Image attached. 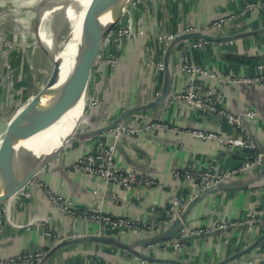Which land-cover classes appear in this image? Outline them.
<instances>
[{
	"label": "crops",
	"instance_id": "crops-1",
	"mask_svg": "<svg viewBox=\"0 0 264 264\" xmlns=\"http://www.w3.org/2000/svg\"><path fill=\"white\" fill-rule=\"evenodd\" d=\"M247 4L251 9L242 14ZM220 20L225 23L212 28ZM118 25L104 41L94 64L89 84L90 109L77 136L44 172L13 198L0 203V264H26L9 261L39 248L44 249L45 256L38 264H259L264 260V165L207 193L176 177L177 172L186 169L235 170L255 153L187 134V130H199L222 137L238 135L226 120L175 100L174 96L186 88L185 59L226 77L258 74V67L264 65V0L145 2L125 14ZM193 28L213 41H180L167 57L176 37ZM120 29L129 35L117 34ZM218 38L232 39L220 43ZM166 60L172 76L170 96L136 112L125 125L135 128L147 122H161L180 132H141L122 136L118 142L111 131L91 138L82 136L112 124L130 109L154 103L164 87ZM201 82L214 89L220 107L241 116L244 134L258 151H264V84ZM250 111L257 116L244 115ZM105 148L114 152L120 168L153 176L159 185L123 189L73 169L82 157ZM47 190L70 203L78 216L61 210ZM174 198L187 206L193 202L183 228L201 232L189 237L180 248L167 244L168 241L148 244L171 232L176 227L174 223L135 234L105 230L83 217L101 213L139 223L166 219ZM248 218L257 221L255 226L218 229L222 224L241 223ZM45 231L52 232L51 240L45 238ZM72 235L86 240L54 250L56 238ZM91 236L113 242L87 239Z\"/></svg>",
	"mask_w": 264,
	"mask_h": 264
},
{
	"label": "built area",
	"instance_id": "built-area-1",
	"mask_svg": "<svg viewBox=\"0 0 264 264\" xmlns=\"http://www.w3.org/2000/svg\"><path fill=\"white\" fill-rule=\"evenodd\" d=\"M160 0H134L131 4V8H137L141 3L145 2H158ZM251 9V5L247 4V7L242 14H246ZM225 23V20H220L212 25V28H220ZM115 32V31H114ZM197 32L196 29H190L189 33ZM117 34L122 36H128L127 30H118ZM196 47L201 46L195 45ZM183 68L187 76L186 88L177 93L174 96L175 100L185 102L193 108L209 112L220 118L226 120L237 132V136L222 137L215 133L208 131L199 130H187V134L192 135L194 138L201 140H217L222 145L240 149L243 151H253L255 153L252 159L246 161L240 168L227 171V172H216L204 169H186L175 174L178 178H183L188 181L192 186L200 187L201 190H207L214 186L224 184L232 178L238 175L253 170L264 165V151H258L255 143L244 134L243 124L241 116H237L227 109L220 107L215 99V91L212 87H207L206 83L201 82L206 80L207 82H224L231 85H245L255 86L264 84V65L258 67V74L253 77H226L219 75L218 73L208 71L205 68H201L191 63L188 59H185ZM160 69L161 66H160ZM247 117H256L255 112H246L244 114ZM177 131L168 124L161 122H147L146 124L139 127H118L111 131L114 135V141L118 142L122 136H135L141 132L150 131ZM73 169L81 174H86L94 178H98L105 184H114L123 189H131L135 187L152 188L159 185L157 178L153 176H147L142 173L136 172L135 170H127L120 168L115 161V154L113 151L105 148L100 151L93 152L82 157L74 166ZM42 185V184H41ZM47 193L54 204H56L65 213L72 216H78L77 212L71 208L70 203L64 200L62 197L55 195L47 190ZM187 208V203L174 198L171 207L167 212L166 219H155L151 222L139 223L134 219L125 217H113L107 214H86L84 219L91 223L98 224L105 230H111L116 232H129L140 234L144 232H150L159 229L162 226H167L177 220H180L183 212ZM257 221L253 218H248L247 221L241 223L222 224L218 226L219 230H226L231 226L248 225L250 227L255 226ZM261 225L264 226V221H261ZM200 231H190L189 229L183 228L182 231L173 239L167 242L171 243L175 248H180L183 243L191 236H199ZM45 238L51 240L53 237L52 232L45 231ZM77 238L76 235L72 236H61L56 238V245L60 244L64 240H70ZM45 256L43 248L36 250L26 251L22 254L17 255L15 258H11L9 263H15L21 261L26 264H38ZM3 264V263H2Z\"/></svg>",
	"mask_w": 264,
	"mask_h": 264
},
{
	"label": "rangeland",
	"instance_id": "rangeland-1",
	"mask_svg": "<svg viewBox=\"0 0 264 264\" xmlns=\"http://www.w3.org/2000/svg\"><path fill=\"white\" fill-rule=\"evenodd\" d=\"M97 1L93 3V0H70V3L74 8H82L87 4L96 5ZM76 2H81V5ZM41 4L26 6L20 0H0V152H20L24 147H16L20 141L25 144L44 133L43 122H36L39 114L46 112L41 102L44 97L54 92L69 74L63 62L59 83L50 89L46 88L51 81L53 64L41 49L36 31L38 27L39 33L46 29L52 37L54 35L53 39L63 42L65 28L60 24L59 16L51 11L46 16L43 14L47 24L40 27L37 20ZM131 9L134 10L130 5L122 17ZM117 10L116 7L105 9L108 15L102 31L112 22ZM83 13L81 15L84 16ZM74 18L75 14H72L71 20ZM45 39L40 41L50 50L52 43ZM82 113L84 116L85 109ZM81 120L77 126L82 125L84 120Z\"/></svg>",
	"mask_w": 264,
	"mask_h": 264
},
{
	"label": "water",
	"instance_id": "water-1",
	"mask_svg": "<svg viewBox=\"0 0 264 264\" xmlns=\"http://www.w3.org/2000/svg\"><path fill=\"white\" fill-rule=\"evenodd\" d=\"M52 0H44L41 4V9L43 10H49V5ZM96 0H93V3ZM134 0H98L96 6L92 9L90 14H88L83 23L82 28L80 32V40L77 44V51H79V67L76 68V81H79L80 85L78 86L82 91V100L84 102V108H85V115L83 116L82 120H86L87 113L89 111V84L92 76L93 66L97 62V59L100 55L101 47L104 43V41L114 32L116 26L120 22V20L123 18L124 12L126 9L132 4ZM108 7H116L118 10L113 15L112 22L106 27L104 31H102L95 39L94 42V53L92 57H89V52L86 50V42L87 39L90 37L91 33L93 32L98 18L102 15L103 11ZM41 17H44L43 14L39 15L38 22L40 21ZM47 24V23H46ZM37 36L39 39L40 47L43 50V52L48 56L51 63L53 64V72L51 76V81L49 82L47 89H50L54 86H56L59 83V76L62 71V65L63 61L58 58V55H54V53L51 52L45 45L41 43V38L39 37V27L37 28ZM192 38H198L203 40H209L213 41V38H211L208 35L201 34L199 32L194 33H183L176 37L175 41L172 43V45L169 47L166 56L168 57L171 49L173 48V45L175 43H178L180 41H186L188 39ZM232 38H218L216 40L220 43L228 42ZM54 41H57L54 39ZM64 44V41L62 42ZM164 70H165V82L164 87L162 90L161 96L154 102L150 103L147 106L143 108H134L130 109L121 116L115 120L112 124L105 126L104 128H101L99 130H89L86 133L82 134L84 138H91L93 136L100 135L104 132L113 131L118 127L125 126V122L136 112L140 110H144L145 108L151 107L152 105L159 104L163 101H165L171 94L172 91V76L169 71V64L166 60L164 63ZM69 74L67 78L63 81L62 86L60 87V93H61V99L59 100L58 104L53 106L51 109L46 110V112H42L39 114V118H36V122L42 121L44 126L43 129L45 131L52 125V130L57 131L58 124L60 119L63 116H66L69 114L72 108V100L71 96L69 95V92L67 90V84L71 83V78H69ZM65 84V85H64ZM56 90L52 92L50 95H54ZM88 103V104H87ZM88 109L86 110V108ZM81 120V121H82ZM89 121V119H87ZM95 123L96 121H91ZM81 123V122H80ZM80 126L78 125L76 129L73 131L71 135H69L67 138H65L63 141L60 142V144H56L47 154L43 155L40 158L32 159L31 161L24 163V164H17L16 163V155H19L17 152L13 153L12 150H8L7 152H0V155L2 159L4 160H11L13 164H11L8 167L0 169V203L6 202L13 198L18 192L23 190L30 182H32L41 172H44L51 164L53 160H55L60 153L64 150V148L67 146L69 141L77 136V131L79 130ZM25 150H22L20 152H23ZM24 154V153H23ZM22 155V153H21ZM20 155V156H21ZM221 186L217 185L212 188H209L206 190L205 193L210 192L211 190L215 188H219ZM204 193V194H205ZM201 197V196H200ZM197 199V198H196ZM193 205V202H191L186 210L184 211V214L182 215L180 220H177L173 222L175 224V228L171 230L167 235L163 236L160 240H156L153 242H149L148 244H157L159 242L164 241H170L171 239L175 238L179 232L182 231L183 225L185 223L186 215L189 211V208ZM177 234V235H176ZM89 240L97 241V242H105V243H112L113 241L104 237H98V236H91V238H87ZM189 239V238H188ZM86 239H80L75 238L71 240H64L60 244H58L54 250L59 249L61 247H64L66 245L70 244H76L80 242H84ZM166 243V242H165ZM165 243H162L161 245H165ZM252 247L251 249H253ZM139 257V254H137ZM147 259V258H144ZM259 264H264V260H260Z\"/></svg>",
	"mask_w": 264,
	"mask_h": 264
},
{
	"label": "bare ground",
	"instance_id": "bare-ground-1",
	"mask_svg": "<svg viewBox=\"0 0 264 264\" xmlns=\"http://www.w3.org/2000/svg\"><path fill=\"white\" fill-rule=\"evenodd\" d=\"M43 1L44 0H20V2L26 6L37 5V3L40 4ZM80 3L78 2L77 4L81 5ZM90 5L91 4H87L85 7L82 8L78 6H77L78 8L77 7L74 8L71 5L70 0H52L49 5V10L38 9L40 10V14H45V16L46 14H48L49 11H51L52 14L53 13L57 14L59 16L60 24L63 25V27L65 28L63 30L64 44L59 41H54L53 39L54 35L52 37L49 31L46 29H44L39 33V37L41 38L42 41L45 38L47 40H50V42L52 43L51 45L52 47L50 48L51 52L54 53V55L55 54L58 55V58L66 64L65 67L69 72V76H70L69 78H71V83L67 84L66 88L69 92V95L71 96V100H72L71 106L73 109H71L69 114L63 116L60 119L57 131L56 130L53 131L52 130L53 127L51 125L46 131H44L43 134L35 137L34 139L27 141L25 144H22L23 141H20L19 143L17 142L18 146L16 147H20L21 145H23L24 147L22 150H25L23 152H19V151L17 152L19 154L16 155L17 164H24L31 161L33 158L38 159L43 155L47 154L54 146H56V144H60L61 141H63L65 138L71 135V133L73 132L79 121L83 118L82 112L84 111L85 108H84V102L82 100V91L78 87L80 83L79 81H76L75 75H76V68L79 67V51H77V44L80 40L82 23L85 17L88 14H90L92 9L96 6V5H91V6ZM82 12H84L83 13L85 14L84 16L81 15ZM72 14H75V18L73 20H71ZM107 15H108V11L104 10L102 15L98 18L97 24L93 32L91 33L90 37L87 39L86 50L89 52L90 58L92 57V53H94L95 39L102 32L101 29L105 24V20H107L106 19ZM46 20L47 19L45 17H41L39 21L40 27L46 26L47 23ZM61 84H63V82ZM61 84L55 88L56 92L54 95H49L43 98L41 102V106H43L46 110L51 109L53 106L58 104L59 100L61 99L60 97L61 96L60 87L62 86ZM55 89L53 88V90ZM11 164H13V162H11L10 159L4 160L0 158V169L8 167Z\"/></svg>",
	"mask_w": 264,
	"mask_h": 264
}]
</instances>
